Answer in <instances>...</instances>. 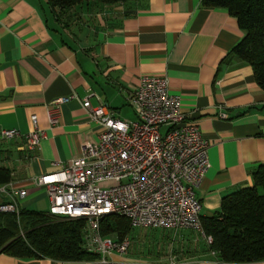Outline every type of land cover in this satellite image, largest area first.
<instances>
[{
	"label": "crops",
	"instance_id": "1",
	"mask_svg": "<svg viewBox=\"0 0 264 264\" xmlns=\"http://www.w3.org/2000/svg\"><path fill=\"white\" fill-rule=\"evenodd\" d=\"M242 36L226 8L202 0H90L67 11L48 0H0V166L12 172L0 185V203L25 189L20 212L49 213L47 189L30 179L60 169L86 141L97 140L102 125L91 119L84 99L91 95L93 107L120 118L143 75H165L169 92L208 143L209 165L196 195L201 216H213L264 164V90L252 67L232 52ZM59 97L68 99L52 125L49 109ZM131 110L124 121L135 119ZM34 114L46 137L28 151L21 147ZM2 129L22 136L2 138ZM197 232L131 227L127 253L104 260L20 257L0 249V264H264L220 261Z\"/></svg>",
	"mask_w": 264,
	"mask_h": 264
},
{
	"label": "built area",
	"instance_id": "2",
	"mask_svg": "<svg viewBox=\"0 0 264 264\" xmlns=\"http://www.w3.org/2000/svg\"><path fill=\"white\" fill-rule=\"evenodd\" d=\"M90 96L83 105L102 125L97 140L86 141L81 154L62 162L60 169L30 179L47 189L49 213L85 220L84 246L101 260L111 253H127L130 245L127 235L118 239L102 234L101 220L110 214L126 217L133 228L193 229L210 243L196 195L209 165L208 143L182 112L179 96L169 92L167 77L143 75L128 93L132 121L93 107ZM67 99L52 102L48 113L52 125ZM30 120L32 129L24 135L21 149L34 151L46 131L40 128L38 115ZM21 136L18 129L1 130L5 139ZM25 195V189L14 190L11 201L0 203V212L19 215L18 199Z\"/></svg>",
	"mask_w": 264,
	"mask_h": 264
},
{
	"label": "trees",
	"instance_id": "3",
	"mask_svg": "<svg viewBox=\"0 0 264 264\" xmlns=\"http://www.w3.org/2000/svg\"><path fill=\"white\" fill-rule=\"evenodd\" d=\"M90 0H48L53 9L67 11ZM117 3L125 0H95ZM223 7L236 18L243 36L232 52L247 62L257 84L264 90V0H202ZM12 180V172L0 166V185ZM25 223L26 228L22 227ZM85 220L57 217L26 210L0 212V249L20 257H51L60 260L96 259L84 246ZM203 232L211 237L203 247L224 262L264 260V164L252 172V184L226 195L213 216H201ZM21 227L20 234L16 227ZM129 220L110 214L101 220L103 235L121 239L129 234ZM201 235L199 232H197Z\"/></svg>",
	"mask_w": 264,
	"mask_h": 264
},
{
	"label": "rangeland",
	"instance_id": "4",
	"mask_svg": "<svg viewBox=\"0 0 264 264\" xmlns=\"http://www.w3.org/2000/svg\"><path fill=\"white\" fill-rule=\"evenodd\" d=\"M131 114H133L131 108H129V106H125L124 111H122V112L119 114V116H120L121 119L124 120V119H129V117L131 116ZM40 206L43 207L44 205H43V204H40ZM47 207H48V206H47ZM22 227H23V228H26V225H25L24 222L22 223ZM187 230H188V229H187ZM16 231L20 234V232H21V227H20V226L16 227ZM175 232H178V230H175ZM129 238H130V236H129ZM130 240H131V239H130Z\"/></svg>",
	"mask_w": 264,
	"mask_h": 264
}]
</instances>
